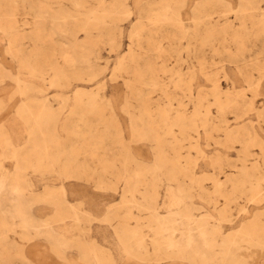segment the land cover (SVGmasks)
<instances>
[{"label": "rangeland", "instance_id": "obj_1", "mask_svg": "<svg viewBox=\"0 0 264 264\" xmlns=\"http://www.w3.org/2000/svg\"><path fill=\"white\" fill-rule=\"evenodd\" d=\"M0 264H264V0H0Z\"/></svg>", "mask_w": 264, "mask_h": 264}, {"label": "bare ground", "instance_id": "obj_2", "mask_svg": "<svg viewBox=\"0 0 264 264\" xmlns=\"http://www.w3.org/2000/svg\"><path fill=\"white\" fill-rule=\"evenodd\" d=\"M31 117V116H30ZM13 174V173H12ZM257 226V225H256Z\"/></svg>", "mask_w": 264, "mask_h": 264}]
</instances>
